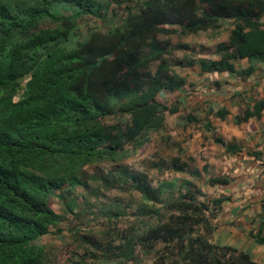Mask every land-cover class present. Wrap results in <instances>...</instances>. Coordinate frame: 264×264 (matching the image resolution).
<instances>
[{"label":"trees","instance_id":"trees-1","mask_svg":"<svg viewBox=\"0 0 264 264\" xmlns=\"http://www.w3.org/2000/svg\"><path fill=\"white\" fill-rule=\"evenodd\" d=\"M113 2L0 0V264H47L37 241L58 223L49 204L54 192L66 185L87 189L85 166L120 159L165 127L166 112L178 111L176 103L158 99L187 82L156 38L161 26L174 24L182 35L214 30L216 36L225 22L233 25L216 47L218 59L187 56L178 64L247 78L264 62V0H136L119 25L76 38L81 18L101 17ZM242 58L250 61L246 68L236 65ZM263 107L260 100L237 121L259 116ZM116 114L127 119L105 122ZM172 160L186 170L180 158ZM103 181L130 183L142 196L133 223L119 228V241L109 248L119 264L136 261L140 251L153 254L152 264H259L248 252L214 241L220 202L192 181L153 187L145 174L126 169ZM209 182L227 180L211 176ZM263 228L264 219L253 235L261 244Z\"/></svg>","mask_w":264,"mask_h":264},{"label":"rangeland","instance_id":"rangeland-1","mask_svg":"<svg viewBox=\"0 0 264 264\" xmlns=\"http://www.w3.org/2000/svg\"><path fill=\"white\" fill-rule=\"evenodd\" d=\"M136 0H115L101 11V17L85 16L78 22L76 38L83 39L92 32L106 33L113 26L119 25L134 9ZM66 14L69 11L62 9ZM46 25H53L49 22ZM156 38L160 45H166L168 60L173 71L184 76H196L198 64H178V60L189 57L192 59H218L216 47L226 41L233 25L225 22L220 32L213 36L214 30L200 31L182 35L174 24L161 26ZM176 29V30H175ZM174 30V31H173ZM183 45H186V47ZM156 64V63H155ZM195 74V75H194ZM213 75V74H211ZM192 76V77H193ZM24 83V81H23ZM189 95L193 92L188 87ZM181 96L177 91L164 92L158 99L172 106ZM190 107V106H189ZM165 127L159 131H150L148 140L130 150L116 161L104 160L84 167L88 174V188L75 185L57 189L49 198L50 206L58 214V223L50 227L48 234L37 243L44 247L47 264H119V258L109 249L118 243L116 232L133 223V209L142 200L141 193L130 183L109 187L103 181L111 172L128 170L147 176L153 187L162 182L179 184L184 180L195 183L208 196L210 192L206 174L202 170L204 163L214 156H220V146L211 143V137L203 136L199 123L182 125L180 113L166 112ZM126 115H109L107 123L124 122ZM180 158L186 170H177L173 165L174 158ZM200 169L201 176L193 177L190 169ZM153 254L140 251L136 261H123L120 264H152Z\"/></svg>","mask_w":264,"mask_h":264},{"label":"crops","instance_id":"crops-1","mask_svg":"<svg viewBox=\"0 0 264 264\" xmlns=\"http://www.w3.org/2000/svg\"><path fill=\"white\" fill-rule=\"evenodd\" d=\"M249 64L248 58L236 62L238 68ZM192 76L176 90L181 94L176 113L181 114L182 125L191 124L188 117L194 116L192 124L199 123L203 136L211 137V143L221 147L220 156H213L202 167L212 187L210 192L215 191L209 198L220 202L213 239L246 251L264 264V244L253 237L264 219V107L259 116L237 121L238 116L246 110L253 111L254 105L264 100V62H256L255 72L247 78L228 72L205 73L200 67ZM189 86L193 88L190 95ZM220 109L226 110L222 118L217 115ZM229 143H236L240 149L227 151ZM193 170L201 176L200 169ZM211 176L224 177L227 182L212 185Z\"/></svg>","mask_w":264,"mask_h":264}]
</instances>
